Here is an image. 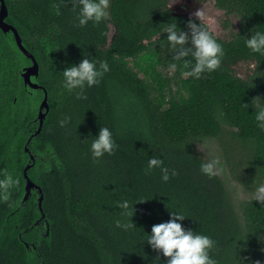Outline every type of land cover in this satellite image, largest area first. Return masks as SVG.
Instances as JSON below:
<instances>
[{
  "label": "trees",
  "instance_id": "16d2710c",
  "mask_svg": "<svg viewBox=\"0 0 264 264\" xmlns=\"http://www.w3.org/2000/svg\"><path fill=\"white\" fill-rule=\"evenodd\" d=\"M5 1L6 22L39 64L33 81L40 89L25 85L22 68L31 62L13 32L0 29V179L10 173L18 180L0 199V264H154L158 253L147 234L176 211L186 229L215 241L210 255L217 264H261L264 206L254 199L235 206L224 180L201 171L206 161L196 147L218 141L245 189L264 182V129L254 115V98L264 100V56L245 45L252 32L264 31V0H215L241 19L229 41L195 17L175 15L167 0H110L107 17L85 26L78 25L74 0ZM190 19L224 50L220 66L199 77L190 74L194 58L175 59L166 39L167 24L176 22L189 34L184 48L194 50ZM85 56L109 70L81 98L80 89L64 87L62 71ZM241 62L256 64L247 79L234 71ZM172 64L170 80L160 69ZM44 89L49 112L38 133ZM100 127L112 131L116 147L93 158ZM153 155L168 169V181L160 168L148 169ZM28 165L42 193L33 189L24 200ZM123 200L130 216L118 207ZM118 219L135 227H118ZM166 260L160 254L159 264Z\"/></svg>",
  "mask_w": 264,
  "mask_h": 264
},
{
  "label": "clouds",
  "instance_id": "9594fccd",
  "mask_svg": "<svg viewBox=\"0 0 264 264\" xmlns=\"http://www.w3.org/2000/svg\"><path fill=\"white\" fill-rule=\"evenodd\" d=\"M110 0H74L73 8H78V25L85 26L89 21L99 23L108 15ZM193 15L200 21L205 12L202 8L197 9ZM191 30V45L187 49L184 45L189 41L187 31L178 27L176 22L167 24L165 32L167 33V42L171 49L177 51L175 59L179 60L189 55L194 58V65L190 74L199 77L203 72H211L217 69L221 64V58L224 55L222 45L215 36L201 23L189 20L187 24ZM245 45L253 53H259L264 56V31L257 30L252 32L251 36L245 40ZM172 68L176 65L172 64ZM109 70L108 64L102 63L100 67L94 60L85 56L78 64H71L62 71L64 78V87L69 91L80 89L77 96L86 98L83 94L85 87H92L100 83L101 77ZM254 115L257 126L264 129V100L255 102ZM63 125L65 121H60ZM204 146L209 147L211 154L210 141L205 139ZM91 153L93 158H102L106 153L111 154L116 143L112 131L108 127H100L97 135L91 142ZM148 169L160 168L162 172L161 179L169 180V172L163 167V161L160 157L153 155L148 160ZM221 168V160L218 156L212 155V158L200 164L201 171L208 176H215ZM173 175L175 172L173 171ZM18 180L7 173L3 179H0V199L7 200L9 189L17 184ZM254 201H259L264 206V182L256 183L252 189ZM118 207L122 210V215H131L128 211L130 204L128 200L118 201ZM171 219L166 222L152 225L151 232L147 234V243L155 250L158 255L154 264H159L160 254L166 257V264H217L216 260L210 255L211 249L215 246V241L208 235L198 233L193 229H186L182 221L185 216L182 212H171ZM116 225L125 230L134 228L132 220H116ZM259 264V262H257Z\"/></svg>",
  "mask_w": 264,
  "mask_h": 264
},
{
  "label": "rangeland",
  "instance_id": "374dc122",
  "mask_svg": "<svg viewBox=\"0 0 264 264\" xmlns=\"http://www.w3.org/2000/svg\"><path fill=\"white\" fill-rule=\"evenodd\" d=\"M167 3L174 11L175 15L195 17L193 13L197 9L202 8L205 12V16L201 19V21L208 25L209 29L216 37L224 41L231 40L239 31L241 23L240 17L238 15H229L224 10L219 9L215 0H167ZM114 35L115 27L110 26L109 41ZM255 67L256 64L254 62H241L234 66V71L237 76L247 79L249 75L253 74ZM160 71L165 78L170 80H172L175 74V69L173 68H161ZM141 76L143 77V75ZM173 90L176 91L175 86L173 87ZM208 141H210L211 154L209 147L204 146V142L199 143L196 149L205 161L211 159L212 155H216L220 158L221 168L217 174L224 180L226 186L228 187L232 203L235 206H238V204L253 199L252 191L245 189L239 181L234 179L230 167L227 164V160L224 157V151L222 150L219 142L214 140ZM261 264H264V256Z\"/></svg>",
  "mask_w": 264,
  "mask_h": 264
},
{
  "label": "water",
  "instance_id": "95a60500",
  "mask_svg": "<svg viewBox=\"0 0 264 264\" xmlns=\"http://www.w3.org/2000/svg\"><path fill=\"white\" fill-rule=\"evenodd\" d=\"M2 2V7H1V12H0V28L4 31V32H8V31H13L14 35L16 37V41H17V45L18 47L26 54L28 55V57L32 58L33 61V65L31 67H29L27 69V71L24 73L23 77L25 79V83L28 84L31 88L33 89H39L40 86L34 82L31 81V77L32 76H38L39 75V64L37 63V61L35 60L34 57H32V55L30 54L29 51H27V49L23 46L22 44V39L19 36V33L17 31V29L6 23V18L8 16V9L7 6L5 4V2L3 0H0ZM45 92V97L42 101V104L40 106V110H39V120H40V128L38 130V133L41 131L43 124H44V119L47 115V113L49 112V104H48V94L46 92V90L44 89ZM33 159V157H32ZM31 165H28L25 168L24 171V176L26 178V196L24 198V200H27L30 197L31 191L33 189H38V187L36 186L35 183L32 182V180L29 178L28 176V170L30 169ZM40 193H42L41 189H38ZM42 201H43V195H41L40 198V209L42 210Z\"/></svg>",
  "mask_w": 264,
  "mask_h": 264
},
{
  "label": "flooded vegetation",
  "instance_id": "af4514ba",
  "mask_svg": "<svg viewBox=\"0 0 264 264\" xmlns=\"http://www.w3.org/2000/svg\"><path fill=\"white\" fill-rule=\"evenodd\" d=\"M4 2H5V4H6V1L5 0H3ZM6 6H7V4H6ZM1 7H2V2L0 1V12H1ZM7 9H8V7H7ZM8 16H9V10H8ZM7 16V17H8ZM7 19V18H6ZM6 21V20H5ZM7 23V22H6ZM1 29V28H0ZM2 30V29H1ZM3 31V30H2ZM18 31V30H17ZM4 32V31H3ZM8 32H10V31H8ZM8 32H4L5 34H7ZM13 32V31H12ZM19 33V32H18ZM13 34H14V32H13ZM15 36V35H14ZM19 36H20V34H19ZM21 37V36H20ZM21 39H22V37H21ZM15 40H16V37H15ZM16 44H17V41H16ZM22 44H23V40H22ZM18 46V45H17ZM24 46V45H23ZM25 47V46H24ZM19 48V47H18ZM26 48V47H25ZM27 49V48H26ZM19 50L30 60V62H31V64L29 65V66H25V67H23L22 68V73H21V77L24 79V77H23V75H24V73L27 71V69L29 68V67H31L32 65H33V61H32V58L31 57H28V55H26L20 48H19ZM27 51H29L28 49H27ZM30 52V51H29ZM30 54L32 55V57H34V55L30 52ZM35 58V57H34ZM35 60H36V58H35ZM38 63V62H37ZM33 78H34V76H32L31 77V81L32 82H34L33 81ZM24 83H25V79H24ZM35 83V82H34ZM25 85H28V84H26L25 83ZM29 86V85H28ZM40 89V88H39Z\"/></svg>",
  "mask_w": 264,
  "mask_h": 264
}]
</instances>
